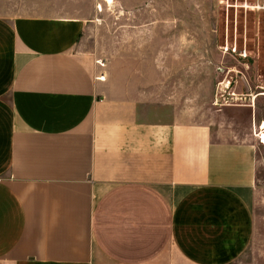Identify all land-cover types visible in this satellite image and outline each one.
<instances>
[{"label":"crops","instance_id":"0c3cea01","mask_svg":"<svg viewBox=\"0 0 264 264\" xmlns=\"http://www.w3.org/2000/svg\"><path fill=\"white\" fill-rule=\"evenodd\" d=\"M40 1L38 15L0 17V264H235L254 233L264 111L245 106L236 139L171 110L175 45L161 35L192 10L103 0L122 34L154 36L148 75L137 60L125 80L77 53L102 0Z\"/></svg>","mask_w":264,"mask_h":264},{"label":"rangeland","instance_id":"374dc122","mask_svg":"<svg viewBox=\"0 0 264 264\" xmlns=\"http://www.w3.org/2000/svg\"><path fill=\"white\" fill-rule=\"evenodd\" d=\"M263 3L264 0L176 1L178 14L191 9L193 18L172 20L182 32L161 35V44L175 45L170 51L173 75L171 81L162 84L161 92L171 110H177L185 120L234 131L236 139L247 135L251 124L248 125L249 112L244 107L256 102L257 109L264 111V11L258 9ZM100 5L102 17L96 20L98 27L89 32L77 53L96 61L102 71L105 68L100 63L109 65L115 78L120 79L123 71L125 80L127 70L140 60L146 63L140 73L147 76L151 70L147 62L154 51L151 46L142 50V43H152L154 36L122 34L120 24L124 21L112 13H107L105 18L103 0ZM161 7L168 9L167 4ZM170 9L173 10L172 5ZM41 11L40 0H0L2 18L35 16ZM185 26L192 28V34L185 33ZM152 87V82L140 86L141 90L149 91ZM255 133L251 129L259 161L253 205L254 233L235 264H264V140Z\"/></svg>","mask_w":264,"mask_h":264},{"label":"built area","instance_id":"2783aa9c","mask_svg":"<svg viewBox=\"0 0 264 264\" xmlns=\"http://www.w3.org/2000/svg\"><path fill=\"white\" fill-rule=\"evenodd\" d=\"M258 9L264 11V3H263V5L259 4ZM100 66L103 67L104 65L102 63H100ZM101 80H104L103 76L101 77Z\"/></svg>","mask_w":264,"mask_h":264},{"label":"bare ground","instance_id":"6f19581e","mask_svg":"<svg viewBox=\"0 0 264 264\" xmlns=\"http://www.w3.org/2000/svg\"><path fill=\"white\" fill-rule=\"evenodd\" d=\"M105 1L110 3V4L113 2V0H105ZM99 79L101 80V77H99Z\"/></svg>","mask_w":264,"mask_h":264}]
</instances>
